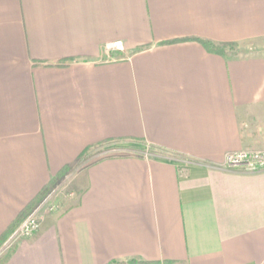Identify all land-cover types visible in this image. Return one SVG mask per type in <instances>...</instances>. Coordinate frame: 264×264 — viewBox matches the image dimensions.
<instances>
[{
	"label": "crops",
	"instance_id": "0c3cea01",
	"mask_svg": "<svg viewBox=\"0 0 264 264\" xmlns=\"http://www.w3.org/2000/svg\"><path fill=\"white\" fill-rule=\"evenodd\" d=\"M114 140L159 151L83 166ZM240 151H264V0H0V264H264Z\"/></svg>",
	"mask_w": 264,
	"mask_h": 264
},
{
	"label": "built area",
	"instance_id": "2783aa9c",
	"mask_svg": "<svg viewBox=\"0 0 264 264\" xmlns=\"http://www.w3.org/2000/svg\"><path fill=\"white\" fill-rule=\"evenodd\" d=\"M125 47L121 42L106 46V55L112 60V54L124 52ZM225 165L229 169L245 168L251 172L264 170V152L260 151H240L228 154ZM58 207L48 201L42 207L33 212L20 226L18 234L22 237H29L39 231L41 219L44 214H50L57 211Z\"/></svg>",
	"mask_w": 264,
	"mask_h": 264
},
{
	"label": "trees",
	"instance_id": "16d2710c",
	"mask_svg": "<svg viewBox=\"0 0 264 264\" xmlns=\"http://www.w3.org/2000/svg\"><path fill=\"white\" fill-rule=\"evenodd\" d=\"M200 43L205 45L209 51L211 52H217L219 54H224L225 51L230 50V46H222V45H216L213 42L207 41V40H198ZM122 143L125 142V140H114L112 142H106L108 143ZM136 145H141L145 146L147 150H141L137 149V152L139 151L140 153H149V154H158L159 149L153 147V146H148L145 141H133ZM101 145V144H100ZM99 145V146H100ZM105 145V143L101 146ZM68 172V169H64L59 174L51 180V182L45 186V188L40 192L39 195L31 202L25 210L20 214L18 222L11 228V233L16 229L17 225L23 221L27 216H29L53 191L54 189L63 181L65 178L66 174ZM10 252L3 257L1 260L2 262H5L9 256ZM118 264V263H116ZM125 264H177L176 262L172 261H164V262H145V261H138V260H131L129 262H126Z\"/></svg>",
	"mask_w": 264,
	"mask_h": 264
},
{
	"label": "rangeland",
	"instance_id": "374dc122",
	"mask_svg": "<svg viewBox=\"0 0 264 264\" xmlns=\"http://www.w3.org/2000/svg\"><path fill=\"white\" fill-rule=\"evenodd\" d=\"M130 148V150L128 149ZM138 149L136 146H132L130 143H108L103 146H100L92 154L86 162L83 163V166L94 163L101 159L111 158V157H123V156H138L140 153L135 152ZM264 152V151H260Z\"/></svg>",
	"mask_w": 264,
	"mask_h": 264
}]
</instances>
